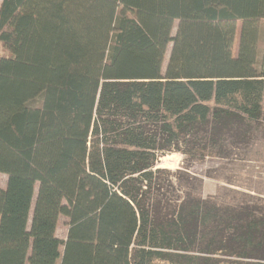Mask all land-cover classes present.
Returning a JSON list of instances; mask_svg holds the SVG:
<instances>
[{"label":"trees","instance_id":"16d2710c","mask_svg":"<svg viewBox=\"0 0 264 264\" xmlns=\"http://www.w3.org/2000/svg\"><path fill=\"white\" fill-rule=\"evenodd\" d=\"M263 19L264 0H0V264H264V198L156 167L264 121Z\"/></svg>","mask_w":264,"mask_h":264},{"label":"rangeland","instance_id":"374dc122","mask_svg":"<svg viewBox=\"0 0 264 264\" xmlns=\"http://www.w3.org/2000/svg\"><path fill=\"white\" fill-rule=\"evenodd\" d=\"M240 26L241 22L238 21L232 49L234 56L237 54ZM259 27L258 63L264 53V19L260 21ZM5 52L0 42V54ZM168 53L169 46L163 67ZM230 142L225 144V157L206 156L203 159H188L179 152H172L159 157L156 167L171 172L170 179L175 182L177 189H190L201 197L221 195L226 190H233L252 197L264 198V121L251 122L245 139L235 144ZM6 179V174L0 173V187L5 186ZM169 194L173 197L180 192L171 191ZM66 221L64 217H60L58 221L56 235L61 239L66 235Z\"/></svg>","mask_w":264,"mask_h":264}]
</instances>
